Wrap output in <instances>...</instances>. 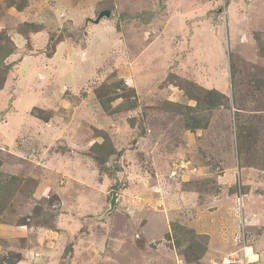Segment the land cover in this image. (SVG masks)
<instances>
[{"label":"rangeland","instance_id":"obj_1","mask_svg":"<svg viewBox=\"0 0 264 264\" xmlns=\"http://www.w3.org/2000/svg\"><path fill=\"white\" fill-rule=\"evenodd\" d=\"M167 1L0 0V264H264V0Z\"/></svg>","mask_w":264,"mask_h":264},{"label":"crops","instance_id":"obj_2","mask_svg":"<svg viewBox=\"0 0 264 264\" xmlns=\"http://www.w3.org/2000/svg\"><path fill=\"white\" fill-rule=\"evenodd\" d=\"M174 1H177V0H174ZM210 3H211V1H209ZM174 3H176V2H174ZM165 5H168L167 7H166V10L167 9H169V5H170V3H169V0L165 3ZM207 4L205 3V6H206ZM208 8V7H207ZM199 9H200V7H199ZM176 13H177V18H176V20L173 22L175 25H176V27H177V33H180L181 31H182V26H181V18L182 19H184L185 17H184V14L187 16L188 14L187 13H179V9H177V11H176ZM189 16V15H188ZM192 18V17H191ZM195 18V17H194ZM169 22V24L171 23V21H168ZM151 23H154V20L153 21H151L148 25H150ZM209 23V22H208ZM166 25H167V21H166V23H165ZM172 26H174V25H172V24H170V25H168V27H167V30H171L172 29ZM198 30V32H200V28L198 27L197 28ZM182 36L184 35V34H181ZM63 46V45H62ZM163 49V52L162 53H164L165 52V50H164V48H162ZM207 76H209V74H207ZM15 112V111H14ZM81 164L83 165V166H85L84 165V161H82L81 162ZM71 167L70 166H68V167H66V168H62L61 170L62 171H66V170H69ZM80 168H82V167H80ZM83 169V168H82ZM74 172V171H73ZM72 172V173H73ZM82 187H85L84 189H85V192H88V191H90V189H92L94 192H96L97 193V191L99 190V188L97 189H95V188H91V186L90 185H86V184H82L81 185ZM99 186H101V185H99ZM90 187V188H89ZM87 196V195H86ZM88 197V196H87ZM81 202V201H80ZM118 205H117V207H123L124 205H122L120 202H119V200H118ZM134 204H132L133 205V207H136L137 209H136V211H138V207H137V202H133ZM82 204H83V202H81V205H80V208L81 209H83V206H82ZM102 205V204H101ZM88 206L89 207H91L90 206V202H89V204H88ZM116 207V208H117ZM102 209V208H101ZM131 209V208H130ZM118 211V208H117V210L116 211H113V212H111V213H109L110 214V218H114L116 215H117V212ZM103 212V211H102ZM109 214H107V215H109ZM135 214H136V212H135ZM140 216H135V218L136 219H138ZM135 218H133V219H135ZM124 232H127L128 233V231L126 230V231H121V233H120V231H116V232H114V233H112L111 231L109 232V233H107V235L105 236V241H104V247L103 248H100L99 249V254L101 255V259L99 260V262L98 263H96V264H118L119 262V259H121V257L124 255V253L122 252L123 250L122 249H120V246H122V245H124V235H122ZM148 238H149V233L146 235ZM211 244H210V249H213V247H215L216 248V245L214 244V241H213V239H211ZM227 243V242H226ZM109 248H113V249H110L109 250ZM108 250H109V252H108ZM257 250H258V252L259 251H262L261 249H259L258 247H257ZM78 251L80 252V249H78ZM78 252V253H79ZM91 253H93L94 254V251H90V252H88L87 254H91ZM261 254V253H260ZM85 255L86 254H84V257H85ZM257 255V254H256ZM258 256V255H257ZM93 258H94V260H96V258H95V256L93 255L92 256ZM86 258V257H85ZM88 260V259H87ZM89 261V260H88ZM93 262L94 261H89V263L90 264H93ZM115 262V263H114ZM72 263H74V262H72Z\"/></svg>","mask_w":264,"mask_h":264},{"label":"trees","instance_id":"obj_3","mask_svg":"<svg viewBox=\"0 0 264 264\" xmlns=\"http://www.w3.org/2000/svg\"><path fill=\"white\" fill-rule=\"evenodd\" d=\"M26 28H30V25H25ZM32 31V30H30ZM52 40V39H51ZM14 53V49L13 46H5V47H0V77H6V75H8L9 69H10V65L6 63V60ZM6 79H0V92L2 91V89L4 88V83H5ZM132 108H135V106H133ZM106 109L110 112L111 111V106L110 105H106ZM109 144V142L104 141L99 148H104L106 149L110 154L113 153V148H106L107 145ZM102 152V151H101ZM16 179V178H14ZM11 181V180H10ZM10 186V184L7 183V185H3L0 186V212L3 209V202L1 200H3L2 198V193L5 189H7V187ZM205 249L202 250L201 253H204ZM200 258V255L198 256Z\"/></svg>","mask_w":264,"mask_h":264},{"label":"built area","instance_id":"obj_4","mask_svg":"<svg viewBox=\"0 0 264 264\" xmlns=\"http://www.w3.org/2000/svg\"><path fill=\"white\" fill-rule=\"evenodd\" d=\"M249 248L244 246L243 249L236 252H231L227 256L223 257L219 261V263H213V264H254L257 261L251 260L250 255L248 253Z\"/></svg>","mask_w":264,"mask_h":264},{"label":"water","instance_id":"obj_5","mask_svg":"<svg viewBox=\"0 0 264 264\" xmlns=\"http://www.w3.org/2000/svg\"><path fill=\"white\" fill-rule=\"evenodd\" d=\"M111 15H112V12H111L110 10H105V11H103V12L100 14V16H99V20H101V19L104 18V17H105V18H110ZM99 20H97L96 23H98ZM117 205H118V203H117V195L114 194V196H113V198H112V200H111V208H110V210H108L107 214L111 213V212L115 209V207H116Z\"/></svg>","mask_w":264,"mask_h":264},{"label":"clouds","instance_id":"obj_6","mask_svg":"<svg viewBox=\"0 0 264 264\" xmlns=\"http://www.w3.org/2000/svg\"><path fill=\"white\" fill-rule=\"evenodd\" d=\"M105 11V10H104ZM257 256V255H256ZM256 261H258V260H256Z\"/></svg>","mask_w":264,"mask_h":264}]
</instances>
